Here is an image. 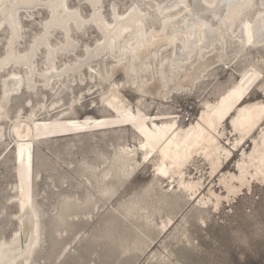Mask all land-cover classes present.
Here are the masks:
<instances>
[{"label": "bare ground", "instance_id": "1", "mask_svg": "<svg viewBox=\"0 0 264 264\" xmlns=\"http://www.w3.org/2000/svg\"><path fill=\"white\" fill-rule=\"evenodd\" d=\"M87 1L95 5L92 20L102 31L103 41L100 39L96 47L88 52V58L77 64L68 63L66 69L60 71L55 61L59 51L52 50L51 46H47V63H44L42 70L38 68L39 47L48 45L52 28H64L68 35L72 26L69 22L75 18L51 16V22L44 27L46 33L35 43L31 52L25 54L26 50L17 51L15 47L23 30L17 11L20 8L43 7H29L34 0H0V28L9 22L14 35L10 40L8 35V55L4 60L0 58V73L13 69L15 63L22 64L25 71L24 74L9 71L3 77L0 140L4 141L7 134L4 123L10 120V134L13 133L18 147L26 154L15 164L17 176L23 181V188L16 197L20 210L17 214L19 228L11 240L0 239V264H31L32 254L41 242V217L34 204V152L35 144L41 140L58 141L75 135L118 129L132 132V137L138 141L136 145L126 142L118 144L113 155L102 157L100 163L86 164L83 174L89 173L93 177L98 184L96 192L87 188L83 199L72 193L65 195L63 202L66 207L81 201L96 206L107 196L104 200L106 203L117 192L120 183L123 184L137 170L145 169L148 163L154 168V180L144 194L134 196L123 204L122 214L126 218L143 221L149 230H159L160 227L153 219L154 211L160 210L156 204L162 208L176 201L187 205L193 200L197 211L206 212L211 204L216 208L223 205L232 193L252 189L255 182L264 185V123L260 124L264 118V100L249 99L253 85L264 94V81H261L264 77L263 57L257 59V64H261L259 67L254 64L243 72L237 89L225 91L215 103L208 102L197 120H189V123L177 120L165 111L167 107L164 104V101L168 103V96L175 89L195 85L223 59L225 34L239 38V55L250 47L260 48L264 45V38H261L264 33V0H258V16L252 20L246 15L255 7V0H237L231 9L228 7L229 0H166L163 6L158 3V12L162 16L160 29H153V25L146 21L147 10L140 7L122 14L113 6L114 21L111 22L100 15L102 0ZM82 20L84 23L77 24L79 30L89 22L86 18ZM238 21L239 34L236 35L234 27ZM249 31L252 33L251 43ZM180 36L183 38L181 42ZM217 42L221 43L220 47H216ZM170 46L173 47V56L159 59L163 50ZM74 47V44L68 43L61 49L67 53ZM196 51L197 63L193 61ZM156 61L158 64L154 67ZM188 63L190 65L186 67ZM83 66L87 67V71ZM253 72L255 78L250 80ZM36 75L42 80L34 81ZM148 76L151 78L147 79ZM151 79L153 82H150ZM39 83H43L40 96L35 92ZM128 85L135 87L134 91L139 95L136 108L124 93ZM24 89L33 91L39 99L35 102L31 94L10 117L8 109L11 98L23 96ZM84 91H87L88 97ZM98 93L102 104L98 116H80L75 112L77 102H82L83 98L88 100ZM64 94L70 97L69 108L65 107ZM149 98L161 100L157 113L149 112ZM227 123L230 125L227 126ZM226 131L234 136L233 140L227 137L229 145L223 142ZM247 138H253L254 146L246 150L243 148V156L236 164L237 170L225 171V161L234 154L235 149L246 146ZM201 160L210 166L211 177L222 173L220 185L226 189L227 196L217 192L213 181L208 194L201 192L206 182L202 177L196 178L190 173L192 168L200 169ZM165 181L169 183L166 186L169 188L162 185ZM98 193L100 197H97ZM153 196L157 197L155 204ZM168 219L169 222L161 224L165 229L176 223L174 216ZM146 237L147 234L141 237L137 235L127 249L145 254L149 249ZM151 262L175 264L174 259L162 258L159 253L153 254Z\"/></svg>", "mask_w": 264, "mask_h": 264}, {"label": "rangeland", "instance_id": "2", "mask_svg": "<svg viewBox=\"0 0 264 264\" xmlns=\"http://www.w3.org/2000/svg\"><path fill=\"white\" fill-rule=\"evenodd\" d=\"M165 2L166 0H102L100 15L112 22L114 21L113 6L122 14L140 7L147 10L146 21L153 25V29L155 27L160 29L162 16L158 12V3L163 6ZM255 3V7L246 15L251 20L258 16L256 11L260 4L258 0H255ZM68 4L71 8L79 10L81 18H86L89 22L85 28L79 30L77 21L75 19L70 21L69 24L72 26L68 35L64 28H52L48 35L50 39L48 45L39 47L37 65L41 70L44 63H47V46L59 51L55 61L60 71H63L68 63L77 64L88 58V52L92 51L103 38L96 21L92 20L94 7L89 1L68 0ZM17 16L21 20L23 30L15 47L17 51L26 50L27 52L24 53L28 54L46 33L44 27L52 20L51 10L20 8ZM239 25L240 21L234 27L236 35L239 34ZM9 34L10 40L14 35L11 25L7 22L0 28V58L2 60L8 55ZM179 39L181 42L182 36ZM223 41V59L195 85H189L181 90L175 89L168 96V103L164 101L167 107L165 111L177 120L185 123L197 120L208 102L215 103L222 98L225 91L237 89L243 72L251 69L254 64L257 65L256 67L261 65L257 64V59L264 58V45L260 48L250 47L239 55L241 43L237 36L230 37L225 34ZM68 43L74 44L75 47L66 53L61 48ZM220 46L221 43L217 42L216 47ZM172 52V46L164 49L159 59L172 57ZM197 52L193 57L196 63ZM98 58L101 59V56ZM156 64L158 61L154 63V67ZM189 65L190 63L186 64V67ZM83 68L87 71V67L83 66ZM262 68L264 69V63ZM23 69L22 64L15 63L13 69L0 73V95L4 75L15 70L24 74ZM120 78L126 80L124 76ZM149 78L151 77L148 76L147 79ZM35 80L42 79L36 75ZM151 81L153 82L152 79ZM261 81H264V77ZM24 90L23 96L11 98L8 109L10 117L14 116L18 106L24 104L25 99L31 94L35 102L38 101L39 97H35L33 91ZM41 90H43V83L37 85L35 92H38L40 96ZM134 90L135 87L128 85L124 93L136 108L139 95ZM250 91V100H264V94L254 85L250 87ZM84 92L88 97L87 91ZM64 96L66 97L65 107L69 108L70 97L67 94ZM98 96L99 93L92 95L88 100L83 98L82 102H77L75 112L80 116H98L99 107H102ZM149 99L148 103L151 106L149 112L157 113L161 100ZM263 123L264 118L260 124ZM10 127V120L5 121L4 130L7 134L4 141L0 140V239L7 241L12 239L19 228L17 214L20 210L16 197L23 188V181L17 176L15 164L20 157H26V154L18 147L13 133L10 134ZM257 133L259 134L260 130ZM228 136L234 139V136L226 131L223 142L227 145H229ZM125 142L131 145L138 143L132 137V132L118 129L80 134L58 141L41 140L35 144L34 204L41 217V242L32 254L31 264H156L151 262L154 253H159L166 259L171 257L175 260V264H264V185L258 182H255L250 190L246 188L238 194L232 193L229 200L226 199L220 207L216 208L211 204L206 212L197 211L194 207L196 202L193 200L187 205L176 201L162 208L156 204L160 210L154 211L153 219L161 227L159 230H149L143 221L126 218L122 214L123 204L134 196L144 194L154 180V168L148 163L145 169L137 170L131 177L124 180L123 184L120 183L117 192L110 196V201L105 203L104 200L108 198L105 196L104 200L96 206L81 201L77 205L66 207L63 202L65 195L74 193L83 199L87 194V188L92 192L97 190L98 184L93 177L89 173L83 174L86 164L100 163L103 160L102 157L113 155L118 144ZM246 142V146L241 145L235 149L234 154L225 161V171L237 170L236 164L242 158L244 150L254 146L253 138H247ZM190 173L196 178L202 177L206 182L201 192L208 194L210 183L213 181L217 192L228 195L226 189L220 185L219 179L222 173L211 177L210 166L204 160H201L200 169L192 168ZM168 184L165 181L162 185L166 187ZM97 197H100L99 193ZM153 197L155 204L157 197ZM70 213L77 215L68 216ZM169 216H174L176 223L165 229L161 224L164 221L169 222ZM143 234H147L146 242L149 245L145 254L127 249L134 237L137 235L141 237Z\"/></svg>", "mask_w": 264, "mask_h": 264}, {"label": "snow or ice", "instance_id": "3", "mask_svg": "<svg viewBox=\"0 0 264 264\" xmlns=\"http://www.w3.org/2000/svg\"><path fill=\"white\" fill-rule=\"evenodd\" d=\"M237 2V0H229L228 7L231 9L234 5V3ZM29 7H43L51 10V14L53 17H62L64 19H69V18H75L77 21L78 26L84 21L82 20L79 12L75 9L72 8L70 9L69 4L67 0H48L46 3H40L39 0H34V2L30 5ZM95 7V5H93ZM251 26H249L250 28ZM261 38H264V33H262ZM252 40V33L249 31V43H251ZM255 73H251L249 79H254L255 78ZM143 147L147 148V145H143ZM147 159V157H145ZM163 171V170H162ZM165 175H167L166 172H164Z\"/></svg>", "mask_w": 264, "mask_h": 264}]
</instances>
